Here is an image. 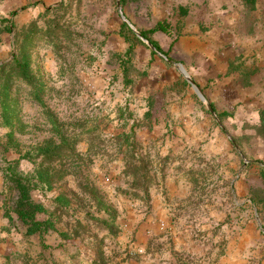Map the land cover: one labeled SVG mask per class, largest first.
<instances>
[{
	"label": "rangeland",
	"instance_id": "obj_1",
	"mask_svg": "<svg viewBox=\"0 0 264 264\" xmlns=\"http://www.w3.org/2000/svg\"><path fill=\"white\" fill-rule=\"evenodd\" d=\"M263 111L264 0H0V264H264Z\"/></svg>",
	"mask_w": 264,
	"mask_h": 264
},
{
	"label": "trees",
	"instance_id": "obj_2",
	"mask_svg": "<svg viewBox=\"0 0 264 264\" xmlns=\"http://www.w3.org/2000/svg\"><path fill=\"white\" fill-rule=\"evenodd\" d=\"M244 3L251 7V9L254 8L256 4V0H244ZM124 27H127L125 23H122ZM161 33L163 35L174 37L175 33L173 30V26L168 21H159L156 23V25L147 31H142L141 35L144 38H147L152 47L155 51H158L160 53H163L164 55L168 56L167 53H165L162 48L159 46V44L152 40L150 36ZM30 39V42L33 40V38ZM26 39V40H28ZM178 39V38H177ZM26 40L21 43V49L19 55H17L14 58V64L12 66L13 72L12 75L15 77L21 78L24 81H26L31 86H34L36 84L41 86L39 82L35 80L31 73V57L27 50L25 49ZM173 47V44L171 45V48ZM43 89L40 87L39 89L35 88L34 92V98L38 100L39 102L43 103L41 93ZM263 115V123H264V111L262 112ZM67 144H48L45 146H42L38 149V155L42 156L45 160H55L61 154L65 149H68L66 146ZM40 178L43 182H46L48 184H51L52 176L46 172V171H40L39 172ZM11 181L13 183L14 189L17 191V201L15 206V213L18 216L19 220H21L27 227H28V234L29 235H36V234H46L54 229V223L51 222L49 219L46 220H39L38 216L45 214L46 210L43 208L42 205L36 204L32 198V191L33 186L28 181H24L22 177H19L17 174H11ZM57 201L62 205H67L68 201L63 198L59 197ZM112 222V220H111ZM111 225H113L111 223ZM108 225V226H111Z\"/></svg>",
	"mask_w": 264,
	"mask_h": 264
},
{
	"label": "water",
	"instance_id": "obj_3",
	"mask_svg": "<svg viewBox=\"0 0 264 264\" xmlns=\"http://www.w3.org/2000/svg\"><path fill=\"white\" fill-rule=\"evenodd\" d=\"M119 11L121 13L122 19L125 23L129 24V26H131V28L141 37V34L129 23V21L126 19V17L123 15L122 12V8L121 5L119 4ZM178 70L181 72V74L183 75V77L193 86V88L195 89V91L197 92V94L199 95V97L201 98L202 101H204L205 103H207L205 96L203 95L202 91L200 90V88L195 84V82L193 81V79L189 76V74L187 73L186 69L184 68L183 65L181 64H177L176 65Z\"/></svg>",
	"mask_w": 264,
	"mask_h": 264
}]
</instances>
